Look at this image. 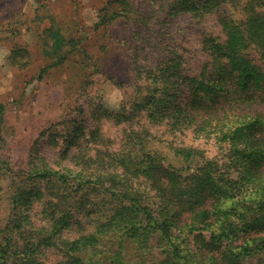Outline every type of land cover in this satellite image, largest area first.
I'll return each mask as SVG.
<instances>
[{"label": "trees", "instance_id": "1", "mask_svg": "<svg viewBox=\"0 0 264 264\" xmlns=\"http://www.w3.org/2000/svg\"><path fill=\"white\" fill-rule=\"evenodd\" d=\"M107 4L121 8L111 13L112 19L128 18L134 11L130 0ZM222 4L241 6L244 17L220 19L224 39L202 41L208 59L196 70L171 50L150 67L137 65L133 58L134 95L115 115L102 108L90 128L83 120L72 119L42 131L34 147L44 136L49 145L60 146L57 169L40 156L31 155L24 170L2 159L6 108L0 102V178L11 188L1 232L7 230L9 243L17 232L15 254L21 264H45L36 257L38 245L60 248L63 260L55 264H137L123 258L126 239L141 252L159 248L184 264H243L255 257L264 264V69L248 56L255 49L264 60V0H174L167 14L202 17ZM105 17L106 12L100 19ZM44 19L49 24L38 34V48L46 64L39 81L62 67L81 42L52 16L35 14L32 22ZM146 20L145 16L142 22ZM7 27L11 37L21 35L14 24ZM31 56L27 47L14 45L7 62L26 69ZM136 113L151 124L166 122L172 129L212 137L226 152L228 163L205 158L193 166L163 165V159L147 149V135L132 128L117 150L111 141L98 147L103 140L98 130L101 119L113 118L120 125ZM173 149L184 162L197 155L192 149ZM36 202H41L40 214L49 221L39 228L47 235L37 245L31 241L29 223V210ZM87 203L104 206V212L88 219L91 225L85 232L64 237L63 230L75 220V209L82 210ZM190 236L194 247L185 244ZM4 247L0 243V254ZM166 263L168 259L161 262Z\"/></svg>", "mask_w": 264, "mask_h": 264}, {"label": "rangeland", "instance_id": "2", "mask_svg": "<svg viewBox=\"0 0 264 264\" xmlns=\"http://www.w3.org/2000/svg\"><path fill=\"white\" fill-rule=\"evenodd\" d=\"M109 1L113 0H0V102L6 108V145L1 149V155L14 169H26L31 155L43 157L53 168H58L55 161L60 159V146L49 145L47 136H44L34 147L39 134L51 125L75 119L83 120L90 128L95 116L101 115L102 108L115 115L121 104L134 95L133 58L137 65L150 67L165 59L171 50L182 56L186 67L196 70L208 59V53L202 49V41L208 37L224 39L220 19L239 20L244 17L241 6L229 4H222L208 15L193 17L188 13L169 16L168 5L174 0H130L134 6L132 14L128 18L112 19L111 13L119 12L121 8L107 4ZM105 12L107 17L104 21L100 18ZM35 14L54 17L81 39L79 48L70 54L68 61L62 67L49 71L42 81L37 77L46 61L39 53L38 34L49 22L47 19L43 23L32 22ZM145 16L147 23L144 24ZM11 24L21 31V35L11 37L6 32ZM14 45L25 46L31 53L32 62L26 69L8 64L7 57ZM248 56L264 69V60L255 49H250ZM262 111L264 113V108ZM130 128L147 135V149L161 157L163 165L187 167L200 164L205 158L217 159L220 164L228 163L226 152L212 137H204L192 129H172L166 122L151 124L138 113L131 121L120 125L113 118L101 119L98 130L103 140L98 142V147H106L107 141H111L112 149L117 150L124 133ZM57 131H63L62 127ZM174 147L195 150L197 155L194 160L184 162L174 154ZM10 190L9 181L0 178V243L6 245L0 254V262L21 264L20 256L15 254L18 252L15 249L19 240L17 232L11 234L10 243L7 230L1 232ZM103 208L87 203L82 210L75 209V220L71 227L63 230V236L75 238L85 232L91 225L88 219L95 217V213H103ZM41 211V202L34 203L29 210L34 237L31 241L35 245L47 235L39 232V228L49 224ZM77 221L81 224L77 225ZM185 244L194 247L193 237H188ZM137 246L126 239L123 244L126 262L161 264L168 259L166 264H184L168 253H162L159 248L141 252ZM36 257L45 264L63 260L60 248L53 246L38 245ZM260 259H247L243 264H262Z\"/></svg>", "mask_w": 264, "mask_h": 264}]
</instances>
